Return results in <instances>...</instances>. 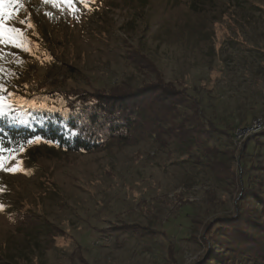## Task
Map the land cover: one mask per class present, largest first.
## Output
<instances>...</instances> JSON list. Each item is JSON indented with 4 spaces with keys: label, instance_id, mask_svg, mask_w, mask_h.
Returning <instances> with one entry per match:
<instances>
[{
    "label": "rangeland",
    "instance_id": "374dc122",
    "mask_svg": "<svg viewBox=\"0 0 264 264\" xmlns=\"http://www.w3.org/2000/svg\"><path fill=\"white\" fill-rule=\"evenodd\" d=\"M0 10V105L48 108L41 90L141 87L154 74L131 63L136 52L166 82L198 91L222 130L209 152L173 132L91 153L40 140L0 150V264H81L79 246L85 264L210 263L204 227L264 202V0H4ZM250 140L260 153L241 171ZM121 224L151 235L110 231ZM237 252L222 264H260Z\"/></svg>",
    "mask_w": 264,
    "mask_h": 264
},
{
    "label": "trees",
    "instance_id": "16d2710c",
    "mask_svg": "<svg viewBox=\"0 0 264 264\" xmlns=\"http://www.w3.org/2000/svg\"><path fill=\"white\" fill-rule=\"evenodd\" d=\"M46 53L44 59L51 58L49 52ZM131 59L135 67L143 66L154 74V79L135 89L117 86L108 93L74 89L38 91L36 99L48 108L29 106L26 100L16 106L0 105V140L4 141L0 150L7 151L40 140L63 152L91 153L114 141L133 143L146 132H154L156 139L165 143L163 135L173 132L175 135L171 136L175 140H186L190 148L203 146L206 152L211 151L206 143L220 135L222 130L204 118L199 92L191 94L188 88L183 89L177 82H166L154 64L140 53L134 52ZM181 108L190 113L184 114L177 122ZM230 130L229 134L225 133L232 139L234 130ZM256 143L248 141L239 152L241 171L243 167H253V157L260 153ZM259 169L264 170V166ZM247 194L244 192V198L248 197ZM251 200L245 201L244 206L237 205L234 215L204 227L206 232L202 238L209 247L207 260L210 261L205 264H222L224 255L234 251L264 264V202L262 199L258 201L260 207L256 208L251 206ZM110 231L151 235L147 229L128 224L113 227ZM157 234L163 242L167 241L166 233L159 231ZM74 257L85 264L80 246Z\"/></svg>",
    "mask_w": 264,
    "mask_h": 264
},
{
    "label": "snow or ice",
    "instance_id": "6c2138e0",
    "mask_svg": "<svg viewBox=\"0 0 264 264\" xmlns=\"http://www.w3.org/2000/svg\"><path fill=\"white\" fill-rule=\"evenodd\" d=\"M4 2V0H0V5H2ZM16 2H18V0H16ZM10 16V14H7ZM5 23H6V19H5V14L3 13L2 10H0V37H2L4 35V32H5ZM20 24H24L25 23V20L24 19H20L19 21ZM28 27H31V25H28ZM7 31L9 32H16L17 29L15 28H11V29H7ZM75 133H73L74 135ZM37 139H39V137H37ZM31 142V141H29ZM4 147V141L3 140H0V149H3ZM9 157L11 159H15L14 156H12L11 152L9 153ZM5 157L3 155H0V169H3L5 166L3 164V161H4ZM8 171H16V168L14 167H9L7 169Z\"/></svg>",
    "mask_w": 264,
    "mask_h": 264
}]
</instances>
